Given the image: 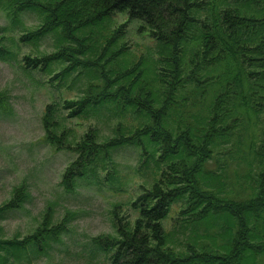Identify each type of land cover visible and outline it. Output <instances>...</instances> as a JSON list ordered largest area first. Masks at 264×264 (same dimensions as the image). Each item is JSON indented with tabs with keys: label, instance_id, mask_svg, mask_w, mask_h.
Here are the masks:
<instances>
[{
	"label": "trees",
	"instance_id": "1",
	"mask_svg": "<svg viewBox=\"0 0 264 264\" xmlns=\"http://www.w3.org/2000/svg\"><path fill=\"white\" fill-rule=\"evenodd\" d=\"M237 1L20 0L43 12L46 26L63 24L70 35L126 10L158 40L159 57L151 54L129 66L123 60V71L105 73L104 81L91 83L87 94L64 103L73 114L86 113L90 104L96 114H101L98 106L117 113L111 135L101 140L98 125H91L75 145L86 162H96L94 172L105 168L111 180L116 172L113 153L124 145L140 150V165L154 163L155 178L142 193L134 223L120 222L115 240L96 237L99 244L114 246L111 264H255V255L264 251V127L258 124L264 82L253 81L254 75L264 78L259 68L264 66V0ZM205 4L211 15L203 17L199 10ZM42 27L32 33L38 35ZM58 56L24 58L32 65L46 60L48 67L49 59ZM5 102L0 92V104ZM54 109L51 104L46 109L45 138L58 148L72 146L66 130L54 129L60 124ZM86 170L82 160H74L66 168V184L70 187ZM25 189V182L19 184L0 211L20 203ZM174 202L181 203L176 225L183 232L197 227L192 224L197 221L211 227L186 249L170 245L174 231L164 224ZM49 216L26 240L41 247L49 233L57 235L64 225L50 228ZM209 235L217 236L216 245L203 240ZM7 242L0 238V258Z\"/></svg>",
	"mask_w": 264,
	"mask_h": 264
},
{
	"label": "rangeland",
	"instance_id": "2",
	"mask_svg": "<svg viewBox=\"0 0 264 264\" xmlns=\"http://www.w3.org/2000/svg\"><path fill=\"white\" fill-rule=\"evenodd\" d=\"M227 1L231 5L239 2ZM126 12H115L101 25H89L70 35L63 24L46 26L45 14L38 8L21 5L20 0H0V45L4 46L0 53V92L7 97V102L0 104V206L14 197L19 184L26 183L21 202L0 211V238L11 241L1 246V264H111L114 246L101 245L96 237L115 240L120 236V222L132 225L140 214L142 193L155 178L153 161L140 165V150L124 145L113 153L116 172L111 180L106 179L105 168L94 172L96 162H86L87 157H81L75 145L91 125H98L99 139L111 135L117 113L98 106L101 114H96L90 104L86 113L73 114L64 106L66 98L78 99L88 93L91 83H102L105 73L123 71L121 61L128 60L129 66L141 57H159L158 40L150 27L141 29L142 19L129 18ZM209 14L205 4L199 15ZM42 25L38 35L32 33ZM123 46L124 52L118 54ZM55 52L62 57L50 58L48 67L46 60L32 65L24 58L41 59ZM68 65L70 68L63 72ZM253 81L264 82V78L254 75ZM49 104L60 121L54 129L66 130V142L72 146L62 144L58 148L46 140L44 116ZM261 115L258 124L264 127V109ZM78 158L88 170L77 174L69 187L65 171ZM180 207L179 202L172 204L164 224L174 231L170 245L186 249L187 243L197 241L207 227L197 221L192 223L197 227L189 226L183 232L176 225ZM49 213L50 228L64 225L57 235L49 233L41 247L26 240ZM203 240L218 243L216 235ZM12 241L26 244L11 245L17 243ZM255 264H264V251L255 255Z\"/></svg>",
	"mask_w": 264,
	"mask_h": 264
}]
</instances>
